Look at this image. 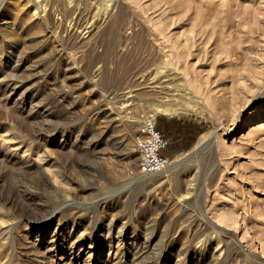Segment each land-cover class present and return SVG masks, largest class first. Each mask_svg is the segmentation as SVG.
I'll return each mask as SVG.
<instances>
[{
  "label": "rangeland",
  "instance_id": "obj_1",
  "mask_svg": "<svg viewBox=\"0 0 264 264\" xmlns=\"http://www.w3.org/2000/svg\"><path fill=\"white\" fill-rule=\"evenodd\" d=\"M84 3L0 0V264H264V0Z\"/></svg>",
  "mask_w": 264,
  "mask_h": 264
},
{
  "label": "built area",
  "instance_id": "obj_2",
  "mask_svg": "<svg viewBox=\"0 0 264 264\" xmlns=\"http://www.w3.org/2000/svg\"><path fill=\"white\" fill-rule=\"evenodd\" d=\"M169 143L170 140L158 129L156 118L143 120L131 144V152L137 157L136 172L153 175L166 171L171 165V159L165 153Z\"/></svg>",
  "mask_w": 264,
  "mask_h": 264
},
{
  "label": "bare ground",
  "instance_id": "obj_3",
  "mask_svg": "<svg viewBox=\"0 0 264 264\" xmlns=\"http://www.w3.org/2000/svg\"><path fill=\"white\" fill-rule=\"evenodd\" d=\"M85 1V7H87L88 8V0H84ZM92 3V2H91ZM94 10V9H93ZM113 12V11H112ZM106 13H108V11L106 12ZM90 14V13H89ZM108 15V14H107ZM90 16V15H89ZM103 16V15H102ZM104 16H106V15H104ZM114 17L113 16H111V17H109V19L105 22V23H103V24H99V22H98V24L97 25H95V27H94V31H100L101 29H102V26L103 25H105V24H107L111 19H113ZM101 19H105V18H101ZM120 19H118L116 22H114L113 24H114V31H117V30H119V27H120V21H119ZM105 21V20H104ZM101 22V21H100ZM92 24V23H91ZM93 29V28H92ZM167 78H169V76H167ZM165 81H167V80H165ZM163 82V81H162ZM154 88H156V89H158L157 87H154ZM155 90V89H154ZM132 93V92H131ZM134 94V93H133ZM164 94H166V92L165 91H162V89H159V90H156L153 94H152V96H157V97H161V95H164ZM136 95H133V96H130L129 98H133V97H135ZM166 112L168 113V114H172L173 112L171 111V110H166ZM165 114V113H164ZM174 114H176V113H174ZM210 139V136L209 135H207V134H204V135H202L201 136V138H200V140L198 141V145H200L201 143H204L205 141H208ZM201 146V145H200ZM134 157V156H133ZM135 161H136V159H135ZM224 235V234H223ZM235 244H236V242H235ZM238 244V243H237ZM225 247H224V249L222 250L224 253H227L228 252V245H224ZM221 251V252H222Z\"/></svg>",
  "mask_w": 264,
  "mask_h": 264
},
{
  "label": "trees",
  "instance_id": "obj_4",
  "mask_svg": "<svg viewBox=\"0 0 264 264\" xmlns=\"http://www.w3.org/2000/svg\"><path fill=\"white\" fill-rule=\"evenodd\" d=\"M194 129L193 127H181L178 129V132L174 135L175 141H186V145L184 147H188L194 141ZM167 137V136H166ZM168 138V137H167ZM173 141V139H172Z\"/></svg>",
  "mask_w": 264,
  "mask_h": 264
},
{
  "label": "crops",
  "instance_id": "obj_5",
  "mask_svg": "<svg viewBox=\"0 0 264 264\" xmlns=\"http://www.w3.org/2000/svg\"><path fill=\"white\" fill-rule=\"evenodd\" d=\"M181 128V127H180ZM169 140H170V143L172 142V139L171 138H168ZM170 143H169V146H170ZM165 153H166V151H165Z\"/></svg>",
  "mask_w": 264,
  "mask_h": 264
}]
</instances>
